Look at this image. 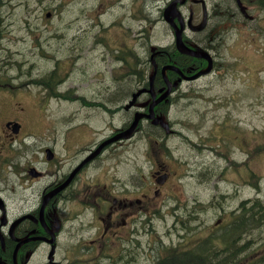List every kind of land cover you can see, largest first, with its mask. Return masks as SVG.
I'll use <instances>...</instances> for the list:
<instances>
[{
    "label": "rangeland",
    "instance_id": "obj_1",
    "mask_svg": "<svg viewBox=\"0 0 264 264\" xmlns=\"http://www.w3.org/2000/svg\"><path fill=\"white\" fill-rule=\"evenodd\" d=\"M243 1L253 16V21L240 23L225 19L221 14L223 19L218 25L211 23L206 35L197 36L198 40L208 39L210 42L214 38L213 44L209 43L213 50L209 51L217 54L216 71L212 75L182 84L175 95L169 115L163 116V121L167 123L166 141L158 143L147 135H138L133 142L123 147L132 148L131 152L127 149L112 151L113 159L106 160L81 176L80 185L95 182L101 185L113 177L116 182L111 187L119 190L126 189V185L133 186L129 190L140 188L141 176L150 179L153 187L156 186L152 177L156 166L150 161L154 162L156 158L152 154L149 158L145 157V148H171L170 155L179 160L177 167L170 157L165 158V162L162 156L159 159L160 163L166 164L174 172L170 171L174 178L166 184L163 192L159 190L157 196L155 189L151 187L148 193L150 196L145 198L146 211L142 217L145 215V222L150 218L151 225H145L143 235L139 237L144 244L143 249L133 257L136 260H131L132 256L124 250L122 255L118 254V262L114 261L115 257L109 258L107 254L100 258L103 260L100 264H156L162 253L157 250L159 242L168 244L171 238L177 240L179 236L175 233L164 239V228L172 226L173 218L164 216L160 211L152 213L156 203L161 199H168L170 194L179 195L188 202L197 196L198 204L195 208L202 210L200 214L203 217L212 213L205 206L209 205L211 193L216 195L214 200L219 199L221 194L229 197L230 207L241 200L253 203L256 198L264 205V5L260 0ZM57 2L59 4L55 6L54 0H46L45 4L42 0H0V77L2 75L4 80H8L7 76L12 77L9 87L43 77L46 72L55 68L53 59L58 56L63 60V67L58 72V90L65 92L67 88H72L73 93L79 91L86 96H93L84 87L86 84L89 87H92L93 82L104 85L117 80L116 77L121 81L127 80L122 76L128 73L129 68L127 69L125 62L120 61L119 56L126 57L132 67V57L136 53L141 61H145V66H149L148 57L156 55L153 52L155 48L175 44L174 34L161 20L163 16L160 15L159 8H150L156 24L132 18V23L118 24L115 27L122 34L127 33L128 41H124L118 34L113 37L114 35L106 33L109 38H104L102 32L100 36H94L97 39L83 37L82 34L77 37L76 27L67 36L65 29L68 24H80L81 8L90 5L81 6L78 0ZM5 4L10 8L4 9L2 5ZM97 5L99 4L95 3L94 13L97 12ZM139 5L140 3L133 5L132 11L136 10V15H140L143 7ZM35 8H40V17L32 12ZM220 8L218 11L221 13L223 10ZM47 11L55 12L56 15L52 13L50 20L44 19ZM195 11L199 15L201 8H196ZM91 16L95 14H85L87 20H91ZM111 16L115 17V14L111 13ZM94 21L99 20L95 18ZM142 29L149 30L146 35L150 32L151 39H138L142 36ZM95 32L99 35V28ZM4 36L10 37L3 38ZM34 38H39L38 44ZM186 43L194 48L193 44ZM16 54H19L17 60L14 57ZM20 62L21 67L18 65ZM183 72L187 74L186 71ZM27 89V93H19V101L11 94L0 91V182L7 179L9 183H13L16 180L14 165L23 172L25 166L37 160L40 163L36 166L47 173L49 165L45 163L42 152L45 148H56L57 155L63 159L70 151L68 148L94 146L95 142L109 138L111 131L123 127L130 118L126 112L114 114L113 103H108L107 107L102 103L89 106L76 101L79 94H70L73 99L68 102L65 98L58 99L50 95L51 90L47 87L40 88L31 84ZM105 90L102 88V93ZM42 96L45 100L41 101ZM91 108H98L99 111L91 112ZM70 117H74V120L69 123L67 118ZM9 121L22 125L19 136L21 139L17 144H10L9 140L14 132L6 127ZM86 121L88 124H84ZM77 124L80 125L70 138L72 147H67L65 131ZM191 140L196 142L195 150L191 149L194 148ZM14 148H18L17 161L10 162L14 160ZM71 165V161L65 163V171ZM31 179V176L24 174L22 180H26V183L20 181L22 186H18L16 190L30 187ZM49 179L47 174L44 182ZM97 185H90L89 188L95 191ZM18 194L24 196L22 190ZM171 199L165 201L163 208L169 207ZM225 200L228 202V199ZM31 202L34 204L35 199ZM129 219L128 217V222ZM127 227L129 225H125ZM202 230V225H199V234H202ZM151 233L155 237V233L160 235L159 242L154 245L151 243L154 240ZM245 240L246 243H251L248 251L253 250V258L262 255L264 222L248 231ZM76 242L74 239L68 254V245L65 244V264L87 263L81 259L84 256H81V248L74 244ZM131 248L134 250L135 242ZM98 254L100 249L96 252Z\"/></svg>",
    "mask_w": 264,
    "mask_h": 264
},
{
    "label": "flooded vegetation",
    "instance_id": "obj_2",
    "mask_svg": "<svg viewBox=\"0 0 264 264\" xmlns=\"http://www.w3.org/2000/svg\"><path fill=\"white\" fill-rule=\"evenodd\" d=\"M78 1L81 6L90 5L89 7L81 8L82 16L80 18L79 30L83 37L100 36L102 32L104 37H107L106 33L114 35V37L118 34L123 37L122 39L128 40L127 33L122 34L121 30L115 27L118 24L132 23L130 19L134 15V11H132L134 3H140L143 7L149 6L163 9L174 2L180 1L178 7L184 16V39L190 41V44L204 47L207 50L210 49L209 43H213L208 39L198 40L197 36L208 33L211 23H213L214 19L220 17L218 8L221 6L223 7L220 8L223 10L222 15L227 17L228 20L230 9L233 6V8H237V15L239 17L235 19L230 18V20L240 23L252 21V17L249 14L245 15L241 10V6L237 0H211V2L209 0H185L184 2L182 0ZM202 2H205L207 7V20L204 17ZM249 2H252V0ZM42 3L44 2L42 1ZM95 3L99 4L97 5L96 13L93 11ZM241 3L244 6L245 3L243 0H241ZM196 8H201L199 15L195 11ZM87 12L95 14V16L89 17L92 21L85 18ZM111 13L115 14V17H112ZM164 13L162 11L160 15L163 16ZM48 14L52 13L48 12ZM95 18L99 21H94ZM98 28L99 35L95 34V30ZM196 29H198V32ZM94 38L97 39L96 37ZM212 56L215 71L216 63L218 62L216 59L217 54L213 55L212 53ZM200 63H204V61H200ZM195 70L193 68L191 72H195ZM183 71L190 73L188 69ZM176 74L171 76H176L175 78L179 82L181 76ZM182 84L183 82L178 84L179 88H177L180 89ZM84 87L91 91L93 96L78 97L76 101L84 105L88 104L89 106H95L101 103L105 105L113 103L115 104L113 106L114 114L126 112L129 113L127 117L130 118L123 127L111 131L109 138L95 142L94 146L68 148L70 151L63 159H60L57 155L56 148H45L42 152L45 157V163L49 165L47 173L42 171L38 172L36 164L40 163L39 160L32 162V164L30 162L23 174L17 169V165H14L13 174L16 177V180L13 181L14 184L9 183L7 179L4 182H0V264H65V244L68 245L66 247L68 254L74 239L77 240L74 244L81 248L83 255L86 256V264H100V261H103L100 258L105 257L107 254L109 258L115 257L114 261L118 262V254L119 256L122 255L124 250H126L128 255L132 256L131 260H136L133 257H136L138 251L143 249L144 243L139 237L143 235L144 229L146 228L145 225H151L150 218L145 222V215L142 217L144 211H146L145 198L150 196L148 193H150L152 188L155 189L156 196L159 190L163 192L166 184L174 178L173 173L170 172L166 164L159 162L161 156L164 162L165 158L168 159L170 157V160L174 159L170 155L172 153L170 151L171 148H145L146 150L143 154L145 157L149 158L150 154H152L156 158L154 162L149 160L152 165L156 166L152 174V177L156 181V186L152 187L150 179L141 176V179L139 178L142 182L141 187L133 190H129V188L133 187L132 185H126V189L124 190L111 187L113 182H116L112 176L109 182L101 185H97L96 182L95 184L84 183L80 185L79 181L81 176L88 173L93 167L95 168L106 160L113 159L112 151L127 149L128 152H131L132 148L123 147L133 142L138 135H147L149 138L151 134L156 132L154 134V136H157L156 141L158 143L164 141V135L166 133L162 123L155 125L153 121L147 119H144L140 123L139 129L129 140L113 142V139L117 134L126 131L131 126L136 113L148 114L150 105L164 92L166 84L161 80L153 81L152 83L149 82L148 84L147 82L126 80L106 83L104 87L99 82H93L92 87H89L88 84ZM135 87L142 89L143 93L137 98L134 105L129 107L122 106L127 105L133 99ZM102 88L106 89L103 93L101 91ZM178 89H174L173 95L177 93ZM154 96L156 97L154 98ZM172 100L173 97L169 99V103H161L155 108L156 117L164 119L163 116L167 112L170 113L169 110L173 104ZM117 109H119V112ZM90 110L91 112L99 111L98 108H91ZM87 119L88 117H86ZM86 123L87 121L84 122V124ZM79 125H75L74 128L68 127V131H65L67 147H72L70 138L78 129ZM91 131L94 135L95 132L92 128ZM16 138V136L12 135L10 141ZM194 145V148H191L192 150L196 148ZM49 150L51 151V155H48ZM17 151L18 148H14V160L10 162L17 161ZM196 159L197 156H195V161ZM64 161L65 163L72 162V165L67 171H65ZM30 169H35L33 173L38 174V176L34 177ZM24 174L33 178L31 179L32 183L30 187H22L17 191V187L22 186L20 181H23V184L26 183L27 179L22 180ZM47 174L50 176V179L44 182ZM90 185H97V189L95 191L91 190L89 188ZM28 189L30 190L28 191ZM20 190L23 191L24 196H19L18 192ZM56 191L58 192L54 193ZM48 196L50 198L45 203L46 197ZM215 197L216 195L211 193L208 201L210 205H214ZM33 199H35L34 204L31 202ZM169 199H171L168 203L169 207L163 208L166 204L165 201ZM197 204V196L188 202L187 199L174 194H170L168 199H161L159 203H156L153 212L151 211L152 213L160 211L164 216L173 218L172 226L164 228V233L162 234L164 239L168 238V236L172 237L175 233L179 235L177 240L171 238V241L165 244L159 242L158 238H160V235L158 233H155L156 237L151 233V238L154 239L151 240L152 245L159 242L157 250L158 253L162 252L160 255L166 256V250H172L173 253L178 254L177 250L180 248L177 247L181 242L188 243L187 246H192L197 243L196 240L203 237L210 238L219 236L209 226H207V229L204 226V233L202 235H198L195 232V227L200 220L198 216L202 212H199L195 208ZM239 206L240 204L237 210H235L237 213H240ZM220 209L216 215L211 213L210 216L206 217L214 219L217 226H222V230H220L221 235L224 233L225 226L229 223V213L226 215L225 210L221 207ZM128 217L130 218L129 222L127 220ZM203 220H201V223H203ZM125 225H129V227L125 228ZM139 234L141 235L139 236ZM240 235L243 234L241 233ZM241 238L242 236H239V239ZM220 239L222 240L223 238L221 237ZM134 242L135 248L133 250L131 245ZM208 247L206 248L207 252L211 249L210 246ZM98 249H100V254L96 255ZM112 250L114 251L113 253ZM195 250H185V252L188 253ZM239 260L240 262L244 261V255L239 257Z\"/></svg>",
    "mask_w": 264,
    "mask_h": 264
},
{
    "label": "trees",
    "instance_id": "obj_3",
    "mask_svg": "<svg viewBox=\"0 0 264 264\" xmlns=\"http://www.w3.org/2000/svg\"><path fill=\"white\" fill-rule=\"evenodd\" d=\"M3 6H4V9L10 8L8 4L2 5V7ZM44 18H46L47 20L51 19L48 17H44ZM8 21H10V19ZM36 42L38 43V41ZM164 51H165V54L164 56H161L162 59H159L158 57L155 56V60H157L156 63L158 65H165L168 63L175 64L176 62L178 65L179 64L181 65L183 62L179 61V58H186L185 56L176 57V51L173 46L165 48ZM132 58H133L132 59V64H133L132 69L130 70L128 74L123 75L122 77L126 79L128 78L127 76H129L130 74L135 81H143L145 79L146 69L145 68L140 69L139 66L141 64H144V62L140 60V57L136 53L133 54ZM187 58L190 59L191 61H195L194 63H196V65L199 64L198 61L193 60L189 57ZM149 64H150V60H149ZM53 72L54 73H52L51 75L49 74L47 77L36 79L35 82L49 88L51 90L50 95L65 97V95L63 94L61 95L57 92V85H58L57 81H58L59 74L56 70ZM7 78L8 80H5L6 84L10 82V79L12 77L7 76ZM1 79H3V76H1ZM154 134H156V132L151 135H154ZM207 208L210 209L214 215L217 214L218 210H221L220 208H217V206H214V207L210 206ZM240 214L244 215V222H246L245 231L248 232L251 228H254L259 223L263 224L264 205L262 206L259 203V200H257L254 203H250V204H248L247 202H244L242 203ZM199 219H200L199 223L195 227L196 228L195 232L198 235H202L204 233L203 230H202V234H199L198 232L199 225H202V228H204L205 226L206 229H207V226H209V228H212V230L219 236H213L210 238L203 237L199 240H196L197 243L192 246H187L188 243L181 242L177 247V248H180L179 250H177L178 254L173 253L172 250H166L167 255L164 258H159V260L157 261L158 264H222L220 262V259L224 261L223 264H238V262L236 261H240L239 257L243 255L250 256L251 251H248V246H250L251 243H246L245 246H241V241L237 235L238 228L235 225L230 224L232 228L229 229V233L227 232L228 234H230V238L229 240H227L226 244H223L224 242L223 240L226 238V234L224 232L223 234L220 235V230H222V226L221 225L217 226L215 224V220L211 218L200 216ZM203 219L207 221H204ZM235 219H237V217L233 218L232 221ZM201 220H203V223H201ZM221 237L223 238L222 240L220 239ZM208 246H210L211 248L209 252H207L206 250V248H209ZM185 250H195V251L186 253ZM241 253H244V254H241Z\"/></svg>",
    "mask_w": 264,
    "mask_h": 264
},
{
    "label": "water",
    "instance_id": "obj_4",
    "mask_svg": "<svg viewBox=\"0 0 264 264\" xmlns=\"http://www.w3.org/2000/svg\"><path fill=\"white\" fill-rule=\"evenodd\" d=\"M164 17H165V20L172 27L175 28V31H176V44H177L178 50L182 54L190 56V57H193V58L206 59L209 62V65H208V67L206 69L202 70L201 72L195 74L192 77H185L180 72V70L177 67L172 66V65L171 66H166L165 68H163L162 72H163L164 80L167 82V90L163 93V95L158 100H155L152 103V105L150 107V113L149 114L137 113L135 115V119H134V122L131 125V127L127 131L122 132L119 135H117L116 138H114V140L129 139L134 134V132L136 131L137 127L139 126L140 121L143 118H147V119H150V120L155 118L154 107L156 105H158L159 103L165 101V100L167 101V99L170 96V94L172 92V89H173V85H171V83L168 81V77L166 75L167 71L170 70V71L178 72L179 74H181L182 78H184L185 80H195V79L199 78L200 76L209 74L212 71L213 61H212L210 55L207 52L202 51V50L201 51L200 50H193V49L187 47L184 44L183 38H182V28H183L182 21H183V18L181 16V13L177 10L175 3L171 4L169 7L166 8L165 13H164ZM176 18H179V20L181 21V26H182L181 28H179L175 24L174 20ZM174 86H177V84H175ZM155 123H158V121H155ZM19 128H20L19 125H16L15 129H14L15 132H18Z\"/></svg>",
    "mask_w": 264,
    "mask_h": 264
},
{
    "label": "bare ground",
    "instance_id": "obj_5",
    "mask_svg": "<svg viewBox=\"0 0 264 264\" xmlns=\"http://www.w3.org/2000/svg\"><path fill=\"white\" fill-rule=\"evenodd\" d=\"M159 3V2H158ZM174 36V35H173ZM214 55V54H213ZM139 85V84H138ZM166 88V87H165ZM176 93V92H175Z\"/></svg>",
    "mask_w": 264,
    "mask_h": 264
}]
</instances>
